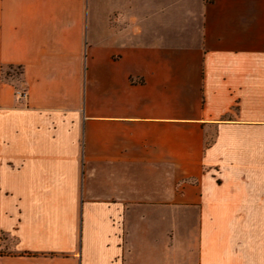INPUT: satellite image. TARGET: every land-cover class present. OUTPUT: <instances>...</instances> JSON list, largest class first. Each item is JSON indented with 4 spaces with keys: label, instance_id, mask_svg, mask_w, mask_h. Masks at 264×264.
<instances>
[{
    "label": "crops",
    "instance_id": "0c3cea01",
    "mask_svg": "<svg viewBox=\"0 0 264 264\" xmlns=\"http://www.w3.org/2000/svg\"><path fill=\"white\" fill-rule=\"evenodd\" d=\"M0 264H264V0H0Z\"/></svg>",
    "mask_w": 264,
    "mask_h": 264
},
{
    "label": "trees",
    "instance_id": "16d2710c",
    "mask_svg": "<svg viewBox=\"0 0 264 264\" xmlns=\"http://www.w3.org/2000/svg\"><path fill=\"white\" fill-rule=\"evenodd\" d=\"M16 69L18 71L17 73V76L20 77V83H21V86L24 87L25 89V81H24V74H23V69L21 66H4L2 67L1 69V78L4 82L10 84L11 86L14 87V89L16 90V92L18 91L16 86L14 85V83L9 80V79H12L13 76H11V74H9L8 72H5L6 70L10 71V70H14ZM21 100V99H20Z\"/></svg>",
    "mask_w": 264,
    "mask_h": 264
},
{
    "label": "rangeland",
    "instance_id": "374dc122",
    "mask_svg": "<svg viewBox=\"0 0 264 264\" xmlns=\"http://www.w3.org/2000/svg\"><path fill=\"white\" fill-rule=\"evenodd\" d=\"M5 72H8L9 74H11V76H13L12 79H9V80H11L14 83V85L16 86V88L18 90L17 91L18 96L20 95L19 99L24 100L25 98L23 96L21 97V94H25V89H24V87L21 86L20 77L17 76L18 71L16 69H14V70H10V71L6 70Z\"/></svg>",
    "mask_w": 264,
    "mask_h": 264
},
{
    "label": "built area",
    "instance_id": "2783aa9c",
    "mask_svg": "<svg viewBox=\"0 0 264 264\" xmlns=\"http://www.w3.org/2000/svg\"><path fill=\"white\" fill-rule=\"evenodd\" d=\"M19 96H20V95H19ZM22 96L25 98V94H21V97H22Z\"/></svg>",
    "mask_w": 264,
    "mask_h": 264
}]
</instances>
